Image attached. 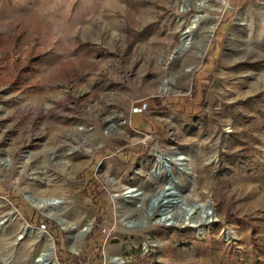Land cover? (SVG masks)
I'll return each instance as SVG.
<instances>
[{
	"label": "rangeland",
	"instance_id": "rangeland-1",
	"mask_svg": "<svg viewBox=\"0 0 264 264\" xmlns=\"http://www.w3.org/2000/svg\"><path fill=\"white\" fill-rule=\"evenodd\" d=\"M35 230L55 264H264V0H0V264Z\"/></svg>",
	"mask_w": 264,
	"mask_h": 264
},
{
	"label": "bare ground",
	"instance_id": "bare-ground-1",
	"mask_svg": "<svg viewBox=\"0 0 264 264\" xmlns=\"http://www.w3.org/2000/svg\"><path fill=\"white\" fill-rule=\"evenodd\" d=\"M201 20V17L200 16H197V18H192L188 25L186 26V29L184 30L185 31V34L186 36L189 35L190 32H192L193 30L197 29L198 27V22ZM211 28H213V26H211ZM182 158L183 156L181 154H177L176 157H175V161L177 163V161H180L179 164L180 165H183L182 163ZM160 160V159H159ZM159 162V161H158ZM178 165V163H177ZM160 166L157 165V167L155 169H159ZM179 168V167H178ZM135 190L132 189V188H126L125 189V192L123 193V197H132V196H135ZM57 201L54 200V199H51V200H46V201H43L41 202L40 204H38L37 206L38 207H45V206H49V205H54ZM207 217H205V222L206 220H210V216H208V214H206ZM197 225V224H195ZM28 227V226H27ZM23 228L25 229L26 227L23 226ZM31 229V231L33 232L34 228L33 227H28ZM64 229H68L70 230L71 227L69 226H66L64 225L63 227ZM26 230V229H25ZM24 231V230H23ZM30 231V232H31ZM29 232V231H28ZM35 233H36V237L44 244L45 248L42 250V252L37 256V258L35 259V264H55V261L50 257L53 249H52V245H51V242L48 241V237L47 235L44 233V232H41L39 230H35ZM119 260H117V264H119L118 262Z\"/></svg>",
	"mask_w": 264,
	"mask_h": 264
},
{
	"label": "water",
	"instance_id": "water-1",
	"mask_svg": "<svg viewBox=\"0 0 264 264\" xmlns=\"http://www.w3.org/2000/svg\"><path fill=\"white\" fill-rule=\"evenodd\" d=\"M186 34H185V31L183 32V37L185 38ZM25 226H27V224H25Z\"/></svg>",
	"mask_w": 264,
	"mask_h": 264
}]
</instances>
